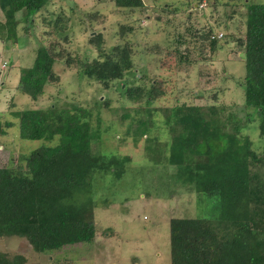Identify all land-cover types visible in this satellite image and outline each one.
<instances>
[{
	"label": "trees",
	"instance_id": "trees-1",
	"mask_svg": "<svg viewBox=\"0 0 264 264\" xmlns=\"http://www.w3.org/2000/svg\"><path fill=\"white\" fill-rule=\"evenodd\" d=\"M47 1L0 0V41H17V28L22 22L17 19L19 13H23L26 33L35 27V19L42 16ZM112 2L120 9L145 11L142 0ZM245 7L244 38L236 40L244 57L243 109L254 110L258 136L264 142V4L246 3ZM164 12L172 13L168 9ZM63 14L50 21L42 17L41 25L51 29L46 36H61L67 31L70 21ZM103 20L99 13L87 16V21L98 24ZM206 26L196 36L202 41L201 51L207 48L214 52L218 41L213 37V28ZM131 31V27L121 26L120 38ZM178 40L176 44L184 42ZM63 41L67 42L68 37L64 36ZM87 44L98 53L90 61L73 55L57 41L39 47L32 69L19 78V91L36 102L44 86L58 80L53 73L56 62L79 71L105 91L132 70L133 43L116 44L105 53L104 37L98 32L89 36ZM146 51L163 57L162 66H167L172 57L179 63L188 61L189 55L188 50L181 56L159 45ZM153 81L149 87L126 86L121 92L131 102L154 103L166 91L163 80ZM225 110L213 105L182 104L166 110L161 121L171 136L166 161L175 167L176 181L190 186L187 191L196 198L200 195L218 203L216 218L170 219V264H264V149L257 153L250 138L242 133L245 124ZM146 115L138 111L133 115L124 113L122 119H129V123L118 142L130 136L133 145H138L143 136L148 143L156 141L150 134L158 124L153 120L158 113L152 109ZM100 124L99 112L94 116L81 108L54 106L46 112H20L21 139L56 141L22 156L11 167H0V239H25L37 254L92 243L96 236V203L91 198V181L95 173L112 168L122 174L129 161L124 156L100 153ZM25 262L21 255L0 252V264Z\"/></svg>",
	"mask_w": 264,
	"mask_h": 264
},
{
	"label": "rangeland",
	"instance_id": "rangeland-1",
	"mask_svg": "<svg viewBox=\"0 0 264 264\" xmlns=\"http://www.w3.org/2000/svg\"><path fill=\"white\" fill-rule=\"evenodd\" d=\"M142 2L145 11L131 12L115 7L112 0H48L40 12L42 16L35 19V27L26 33L23 13H19L17 19L22 22L17 28V41H0V167H11L22 156L55 143L56 140L52 143L23 140L18 128L21 111L46 112L54 106L86 109L94 116L99 112L100 153L129 159L122 174L112 168L95 173L91 181V198L96 203L93 211L96 236L91 244L37 254L25 239L6 237L0 239V252L21 255L25 264H170V219L218 216L217 201L189 193L190 186L176 181V169L166 161L171 136L161 121L166 110L175 106L226 108L227 115L232 114L245 124L242 133L250 138L255 151H263L264 142L259 139L254 122L255 112L243 109L244 57L236 40L244 38L245 4H264V0ZM62 12L70 21L67 31L61 36H46L51 29L41 25L42 17L55 20ZM94 13L104 17L102 23L87 21V16ZM0 20H3L1 13ZM206 24L213 28V37L218 41L214 52L207 48L201 51L202 41L196 36L197 31L207 29ZM121 26L132 28L123 39L119 36ZM98 32L104 37L105 53L119 43L134 44L133 68L122 81L105 91L79 71L56 62L53 73L58 80L45 85L36 102L19 91V78L32 69L39 47L57 41L73 55L90 61L98 53L87 41ZM64 36L68 37L67 42L63 41ZM177 39L184 42L176 44ZM155 45L173 53L176 50L181 56L188 50V61L179 63L172 57L168 58L167 66H162L163 57L146 51ZM153 80H163L166 91L154 103L131 102L121 92L126 86L149 87ZM152 109L158 113L153 117L158 124L153 126L150 138L156 141L148 143L143 136L138 145H133L130 136L118 142L129 123V119H122L124 113L133 115L138 111L146 117V111Z\"/></svg>",
	"mask_w": 264,
	"mask_h": 264
},
{
	"label": "built area",
	"instance_id": "built-area-1",
	"mask_svg": "<svg viewBox=\"0 0 264 264\" xmlns=\"http://www.w3.org/2000/svg\"><path fill=\"white\" fill-rule=\"evenodd\" d=\"M221 36V35H220Z\"/></svg>",
	"mask_w": 264,
	"mask_h": 264
}]
</instances>
